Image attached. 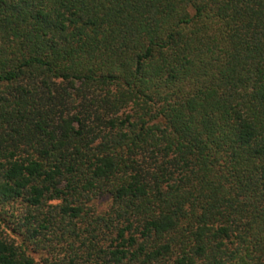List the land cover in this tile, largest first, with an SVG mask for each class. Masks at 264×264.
<instances>
[{
  "label": "trees",
  "instance_id": "16d2710c",
  "mask_svg": "<svg viewBox=\"0 0 264 264\" xmlns=\"http://www.w3.org/2000/svg\"><path fill=\"white\" fill-rule=\"evenodd\" d=\"M0 264H264V0H0Z\"/></svg>",
  "mask_w": 264,
  "mask_h": 264
},
{
  "label": "rangeland",
  "instance_id": "374dc122",
  "mask_svg": "<svg viewBox=\"0 0 264 264\" xmlns=\"http://www.w3.org/2000/svg\"><path fill=\"white\" fill-rule=\"evenodd\" d=\"M105 204H106V203L101 202V203L99 204V208H103V207H105Z\"/></svg>",
  "mask_w": 264,
  "mask_h": 264
}]
</instances>
